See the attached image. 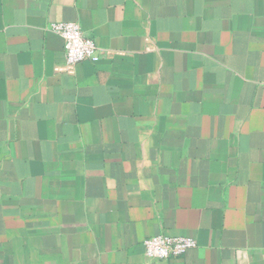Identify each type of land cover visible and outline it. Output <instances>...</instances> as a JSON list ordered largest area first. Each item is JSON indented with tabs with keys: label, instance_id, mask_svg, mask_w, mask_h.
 <instances>
[{
	"label": "crops",
	"instance_id": "obj_1",
	"mask_svg": "<svg viewBox=\"0 0 264 264\" xmlns=\"http://www.w3.org/2000/svg\"><path fill=\"white\" fill-rule=\"evenodd\" d=\"M0 264H264V0H0Z\"/></svg>",
	"mask_w": 264,
	"mask_h": 264
},
{
	"label": "built area",
	"instance_id": "obj_2",
	"mask_svg": "<svg viewBox=\"0 0 264 264\" xmlns=\"http://www.w3.org/2000/svg\"><path fill=\"white\" fill-rule=\"evenodd\" d=\"M48 29L63 38L64 62L56 65L55 71L73 75L81 61H97L100 57L93 37L84 31L75 21L51 22ZM144 254L149 259L159 260L177 257L196 246L192 237L181 235L155 234L142 241Z\"/></svg>",
	"mask_w": 264,
	"mask_h": 264
}]
</instances>
